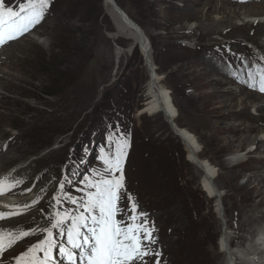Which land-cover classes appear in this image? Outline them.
<instances>
[{
    "label": "rangeland",
    "instance_id": "rangeland-1",
    "mask_svg": "<svg viewBox=\"0 0 264 264\" xmlns=\"http://www.w3.org/2000/svg\"><path fill=\"white\" fill-rule=\"evenodd\" d=\"M120 1L126 14L153 43L152 66L146 63L143 51L114 11L104 6V0H49L50 6L40 23L19 39L0 47V63H4L0 86L5 88L0 89V95L10 100L7 104L12 110V117L7 120L12 124L7 128L8 133L17 135L21 129L27 131L32 122L28 123L27 119L36 113L40 118L35 123L40 124L45 118V123L52 125L43 134L35 130L28 133L31 134L28 141L35 138V144L23 143L11 151L8 157L15 160L9 161L1 173L10 176L30 166L27 175L35 177L32 185L21 186L25 192L7 196L20 202L15 209L28 211L1 219L0 227L10 230L0 229V235L11 233L14 238L23 231L30 234L16 240L20 246L12 245L4 256H10L13 251V256L19 257L45 239L43 230L51 226L58 212L67 210L78 215L79 205L67 200L56 204L55 198L61 191L59 184L68 177L70 183L65 191L83 203L89 191L87 180L94 170L102 169L101 150L114 152L115 144L126 140L124 190L119 201L122 212L117 219L131 215L127 211L131 206L130 195L138 211L147 213L150 226H154L155 243L151 250L161 253V264H224L226 258L220 246L224 225L230 247L241 256L236 264H250V254L256 249L254 241L264 232V214L258 213L257 220L250 222V198L254 194L246 180L252 169L254 173L264 172V154L245 157L247 152L254 151L256 144L238 154L237 143L229 145L228 141L234 138L229 130L237 125V119L228 116L237 114V95L226 90L236 88L237 79L232 76L227 80L229 85H223L219 82L222 78L219 69L210 74L205 72L214 63L236 69L237 38L263 63L264 56L257 53L252 41L243 39L249 36L250 29L245 35H237L238 25L257 22L256 19L263 21V17L242 14L237 19L235 9L221 7L223 2L237 4V0ZM22 2L26 0H7V6L18 11ZM257 2L263 4L264 0ZM259 42L263 41L259 39ZM117 46L123 50L120 58H117ZM154 73L171 93L177 113L175 124L195 136L199 159L209 162L215 170L214 183L222 195L224 221L217 198L204 190L202 173L189 159L184 141L174 133L164 115L142 113L147 101V82ZM18 84L20 88L16 87ZM231 96L235 97L232 105L216 113V108L229 102ZM110 138L113 144L109 149ZM237 159L245 161L244 167L237 168ZM247 166L250 170L244 169ZM240 172L244 177L237 178ZM20 179L19 176L15 181ZM237 186H247L251 193L238 192ZM192 210L198 212L196 225H206L209 230L208 243L201 240L200 229L192 232L188 240ZM262 211L261 208L259 212ZM70 226L68 221L63 231L66 233ZM57 241L67 247L66 236H57ZM56 254L59 264L58 249ZM156 259L145 258L147 264H154ZM257 260L258 264H264V258ZM7 264H15V260Z\"/></svg>",
    "mask_w": 264,
    "mask_h": 264
},
{
    "label": "snow or ice",
    "instance_id": "snow-or-ice-1",
    "mask_svg": "<svg viewBox=\"0 0 264 264\" xmlns=\"http://www.w3.org/2000/svg\"><path fill=\"white\" fill-rule=\"evenodd\" d=\"M49 0H26L18 5V11L13 6H7V0H0V47L10 41L19 39L38 23H40ZM244 75L234 73V78L253 90L264 93V64L257 63L244 66ZM113 141H108L109 149ZM127 141L115 144V151L102 149L100 159L102 169L94 170L92 177L87 180L86 199L80 203L69 195L65 189L70 183L68 177L59 184L60 193L56 196V204L67 200L72 205H79L78 215H71L67 210L57 213L51 226L45 228L46 238L40 243L28 248L19 257H13L15 264H57L58 249L59 264H147L146 257L155 256L154 264H161L159 251L151 250L155 243L154 226H150L147 213L138 211V206L128 199L131 206L127 209L131 215L117 219L122 209L119 207L121 192L124 190L123 163L127 155ZM4 181H0V194L5 191ZM20 183L19 181L15 182ZM15 184L8 185V188ZM94 190V191H93ZM31 191V189H28ZM20 213H0V219L10 218ZM70 221L66 233L65 223ZM30 233L23 231L5 245V237L0 235V260L6 259V247H11L15 240L27 237ZM12 234L9 233V236ZM57 236L67 239V247L57 241ZM38 253H42L39 256Z\"/></svg>",
    "mask_w": 264,
    "mask_h": 264
},
{
    "label": "bare ground",
    "instance_id": "bare-ground-1",
    "mask_svg": "<svg viewBox=\"0 0 264 264\" xmlns=\"http://www.w3.org/2000/svg\"><path fill=\"white\" fill-rule=\"evenodd\" d=\"M259 1H263V0H259ZM219 2H222V1L219 0ZM110 3H111L110 0H104V6L108 7V8L110 7L112 9ZM224 6H228V7H231L232 9H235L234 10L235 11L234 14H236L235 16H237V19L242 18L241 16H242V14H244L245 16H249V17H256V16H258L259 18L263 17L261 19L264 21V3L260 4V3L257 2V0H254V1L253 0H237V4L234 3V2L233 3H231V2L228 3L226 1V2L221 3V7H224ZM112 11H114V10H112ZM242 11H243V13H242ZM114 13L117 15L118 19L123 24V26L128 29V31L130 32L131 36L134 39H137V35H136L135 31L129 25H127L115 11H114ZM256 21L257 22L247 21V22L243 23L242 25H238L237 26V35L238 34H242V33H244V35H245V31L250 29L249 36L245 35L246 38H243V39H247L246 41H248V42L252 41L250 43H252L257 48V50H258L257 53L259 52L260 55L264 56V43H263L264 42V22L261 21L260 19H256ZM138 28H140V27L138 26ZM114 38H115V36H113L112 39H114ZM256 38L258 40H256ZM259 39L261 41H263V42H259ZM234 44L237 45V65H236V69L235 70L227 67V65H216V63H214V64L209 65L210 68H207L206 72H205V73L210 74L212 72H216L215 68L219 69L220 74L222 76L221 79L219 77V79H220L219 82L221 84H223V85L228 84L227 80L230 79L232 76L234 77V73L240 72L241 75H244L245 74L244 73V66L245 65L251 64V66L254 68L258 62L261 63V61L257 60L255 55L253 56V54L251 53L249 47L246 46V44L243 43L241 40H239L237 38V42H234ZM151 50H152V48L150 49L149 54H151ZM0 51H2V49H0ZM122 53H123V51L121 52V48L119 47V50L117 49V58L118 57L120 58ZM0 57H1V54H0ZM205 58H207V55H205ZM0 60H1V58H0ZM203 64H205V63H203ZM261 64H264V63H261ZM3 67H4V63H0V70ZM198 70H199V68H198ZM180 75H184V73L180 74ZM1 77H3V76L0 75V78ZM147 83H148V85H147L148 86V89H147V101H146V104H145L144 108L142 109V113L143 114H148V115L162 114V115L165 116V118H166V120L168 122H169V120L174 122L175 118L177 117L176 107L173 104L171 93L168 92V90L166 88H164V86L161 85L162 84V78H160V76L157 73H154L153 75H151V77H149V81ZM20 86L21 85L18 84L16 87L20 88ZM0 89L4 90L5 88L0 86ZM220 90H222V89H220ZM226 92L229 93V94L233 93L232 95H234V96L237 95V114H234V115L233 114H230V115L228 114L229 115L228 117H230V119H232V120H234V119L236 120L237 119V125L232 126L231 129L229 130L234 135V138L228 141L229 145L233 146L234 142L237 143V154H238V153H241V151L244 150L245 147L251 146L252 144H256V147H255L254 151L250 150L249 152L246 153L245 157L254 156L256 153L264 154V138H260V136L264 135V93H260L258 90H253L252 88L248 87L247 85L241 83L239 80H237V87L236 88H233V89L227 88ZM226 95H228V94H226ZM10 96H12V94ZM13 98H15V96ZM231 99H233V100H231ZM231 99L229 100V102L225 101L224 104L223 103L220 104L221 106L219 108H216L217 112L216 111L215 112L218 113V109L223 110V108L227 107L228 104L232 105V102L235 101L234 100L235 97H232ZM7 102H10V100L5 99L3 96L0 95V109L3 110V112H0V181H4L5 182L4 183L5 191L3 192V194H0V197L2 198L1 201H0V213H11V212L25 213L26 211H28V209H24V210L23 209L18 210V208L15 209L16 208L15 206L20 204V202H17L16 199H14L13 197L11 198V197H7V196H12V195H9L10 193L25 192V190H24L25 187L21 188V186H25V185H28V184L32 185L35 182V177H29L27 175V173H28L27 169H29L31 167L27 166V167L21 169V171H19V172L17 171V172H15L14 174H12L10 176H1V173L4 172L5 166L10 163L9 161H14L15 160L14 158L8 157L9 154L11 153V151L19 149L21 147V144H23V143H24V145L25 144L26 145L35 144V141H34L35 138L32 139L30 137L32 140L30 142L28 141L29 136H31V134H28V133H30V132L32 133V131L35 130L36 132H40V133L43 134L52 125H49V122H48V124H46L47 122L45 123V120H44L45 118H42L40 124L35 123L34 121H37V118L38 117L40 118V116H38L37 113H36L37 116L34 115V114L32 115V113H31V114H28V116L32 115L29 118L27 116H24V117L28 118L27 119L28 123H30L32 121L31 124H30V128L27 131H25V132H22V131H24V129H21L22 131L19 132L17 135H10L8 133L7 128L12 126V124L11 123H7V120H10L9 116L12 117V112H11L12 110L9 108V103L7 104ZM212 106H214V105H212ZM19 111H20V109H19ZM21 111H22V109H21ZM41 117H43V116H41ZM46 117H47V115H46ZM54 119H56V118H54ZM57 119H60V117L57 118ZM46 120H47V118H46ZM27 122H24V123L28 124ZM26 124H25V126H26ZM175 126L179 129L178 131L181 134L179 137L184 141L185 146L187 147V150H188V153H189V156H188L189 159L192 161V163L194 162L193 161V157H197V159L199 160L200 168L196 164L195 165H196L198 171H200L202 173L201 175H202V183H203L204 190L210 196H214V197L217 198L216 192H215V189H217V193L220 194L221 201H222L221 192L218 191V188L216 187V185L214 183V180H215V177H216L215 176L216 175L215 170H214V168H212V165L209 162L199 159V157H198L197 140H196L195 136L192 135L189 130H187L185 128H180L176 124H175ZM222 129H223V127H222ZM219 132H221V131L219 130ZM226 133L227 132H225V134ZM229 135H231V134H229ZM45 139H46V137H45ZM226 147L224 146L223 148H226ZM221 152H223V151H221ZM249 160H251V159H249ZM234 163H235V161H234ZM245 164L246 163H245V161H243V159H237V164H236L237 168L238 167L239 168L242 167V165L244 167ZM236 165H234L233 167H235ZM244 169H249L250 170V167L247 166ZM256 172H258V171H256ZM19 176L21 177V179L19 180L20 183L16 184L15 183L16 182L15 179L19 178ZM241 177H244V175L241 174V172H240L239 174H237V178H241ZM246 183L249 185V187L251 186L252 194H254V196H251V198H250L252 200V209L250 207L251 210H250V213L248 214V217L250 218V222L252 223L255 220H257V214L258 213L264 214V172L261 173L259 171L258 173H254V171L252 169V172H250V174L247 177ZM12 184H15V186L9 189L8 185H12ZM246 187L247 186H237V191L238 192H240V191H247L248 192L249 189H247ZM15 188H18V190H11V189H15ZM26 189H27V187H26ZM251 191H250V193H251ZM39 193H42V190H39ZM256 198L258 199V201H257ZM246 201H248V200H246ZM261 208L263 209V211L259 212V210ZM247 210H249V209H247ZM245 218H247V217H245ZM13 224L14 223H12V225ZM0 229L6 230V231L10 230L6 226H2V227H0ZM6 231H4V232L6 233ZM2 236H4L5 239H6V237H9V236H7V234L2 235ZM261 236L262 237L260 239L256 238V241H254V244H255L254 246H256V249H255V251H253L250 254V258H252V260H250V259L248 260V262L250 264H258L257 263L258 262L257 259L258 258H260V259L264 258V248L261 247L262 245H264V232L262 233ZM10 237H11L10 239L13 238L12 236H10ZM10 239H8V240L6 239L7 240L6 242L4 241L5 245L8 244V241ZM12 245L20 246V244H16L15 242ZM220 246H221L222 252H224L225 258H226L224 264H236L237 259H239V258L241 259V256H240L238 250L237 249H233V248L230 247V245H229V236H228L227 232H225L224 236L223 235L221 236V238H220ZM11 247H6V249L8 250ZM6 251L4 252L3 255H7L8 254V253L5 254ZM9 254H10V256H4V257H6V259L0 260V264H7L9 260H11L12 262L14 261V259H12L14 257L13 256L14 255L13 251H11Z\"/></svg>",
    "mask_w": 264,
    "mask_h": 264
},
{
    "label": "water",
    "instance_id": "water-1",
    "mask_svg": "<svg viewBox=\"0 0 264 264\" xmlns=\"http://www.w3.org/2000/svg\"><path fill=\"white\" fill-rule=\"evenodd\" d=\"M110 1H111L110 5L112 7V10H114L122 18V20L135 31V33L137 35V39H133V40H135V44H137L141 48V50L143 51L146 63H148L149 66H151L152 60L150 57L151 54H149L150 49H151V44H150L149 40L145 37L141 28H138L137 24L125 13V11L116 3V1L115 0H110ZM109 37H112V36L110 35ZM117 49L119 50L118 46H117ZM122 51L123 50L121 49V52ZM169 123H170L173 131L175 132V134L177 136H180L181 134L178 131L179 129L175 126V123L172 122L171 120H169ZM193 161L200 168L199 160L197 159V157H193ZM215 192H216V196H217V200H218L217 204H218L219 210H221V219L224 221V219L222 217L223 205H222L221 197H220V194L217 193V189H215ZM225 232H226V225H224V228L222 230L223 236H224Z\"/></svg>",
    "mask_w": 264,
    "mask_h": 264
},
{
    "label": "trees",
    "instance_id": "trees-1",
    "mask_svg": "<svg viewBox=\"0 0 264 264\" xmlns=\"http://www.w3.org/2000/svg\"><path fill=\"white\" fill-rule=\"evenodd\" d=\"M116 3L124 10V7L125 6L123 7V5H121V1L120 0H117ZM151 45L153 47V43H151ZM135 50L137 51L136 48H135ZM53 59L54 58H51V61H53ZM189 199L193 202V197L192 196H190ZM193 204H194V208L193 209H196V207H195L196 203H193ZM190 217H191V219H190V225H191V227L189 228L190 233L188 235V240H189V237H190V239L192 238L191 237L192 232L196 233V232H198L196 229H200V231L203 232V236H201L202 237L201 240L204 241L205 243H208L209 242V239H208L209 238L208 237L209 230H208V228L206 227V225H196V222L198 221V212H196L195 210L194 211L192 210ZM200 222H201V220H200ZM193 238H195V237H193ZM186 242H187V240H186Z\"/></svg>",
    "mask_w": 264,
    "mask_h": 264
}]
</instances>
